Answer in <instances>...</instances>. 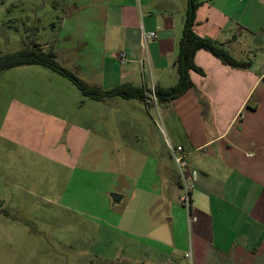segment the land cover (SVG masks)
<instances>
[{
    "label": "crops",
    "instance_id": "crops-1",
    "mask_svg": "<svg viewBox=\"0 0 264 264\" xmlns=\"http://www.w3.org/2000/svg\"><path fill=\"white\" fill-rule=\"evenodd\" d=\"M200 1L194 33L219 44L248 67L228 65L201 48L193 60L203 73L190 70L192 86L171 101L158 102L151 95L149 104L138 98L86 97L121 107L109 119L113 125L105 124L122 135L116 170L90 171L86 160L80 161L95 134L94 114L85 113L79 120L74 114L67 120L50 112L57 105L70 106L76 96L84 97L73 84L37 64L5 70L24 76L19 81L23 95L10 101L14 110L4 125L12 127L0 130V144L6 149L14 145L22 155L48 158L68 175L10 176L0 170V208L15 191L36 195L66 212L80 211L79 200L87 193L104 194L110 210L128 199L134 206H126L117 222L105 223L107 230L133 236L132 251L125 237L116 239L113 256L125 264H264V0ZM186 4L187 0H67L57 26L52 25L55 38L30 46L44 51V44L56 58L57 50L68 55L71 71L91 88L106 90L124 83L168 88L178 80L175 59ZM149 31L156 37L143 46L142 33ZM35 73L47 77L39 80ZM7 81L12 87L17 79ZM34 87L36 98L28 95ZM153 106L160 110L164 132L152 116ZM142 113L152 120L154 136L141 144L142 123L149 124ZM19 121L31 131H20ZM32 131L33 144L27 141ZM167 139L188 153L195 183L190 217L195 220L179 203V180ZM127 140L132 143L127 145ZM101 159L104 165L114 164L108 155ZM39 180L48 182L47 190L32 188L30 183ZM111 194L119 195V200ZM86 204L93 207L89 200ZM130 213L131 222L126 220ZM102 245L107 248L115 242L106 239Z\"/></svg>",
    "mask_w": 264,
    "mask_h": 264
},
{
    "label": "rangeland",
    "instance_id": "rangeland-1",
    "mask_svg": "<svg viewBox=\"0 0 264 264\" xmlns=\"http://www.w3.org/2000/svg\"><path fill=\"white\" fill-rule=\"evenodd\" d=\"M66 3L67 0H0V56L22 49L27 42L44 43L55 38L57 30L52 25L57 26L60 17L66 11ZM42 47L44 51L49 50L44 44ZM57 56L56 60L62 66L72 70L68 55L57 50ZM46 71H49L46 73H55L51 72L52 70ZM55 75L62 81L71 83L66 77L56 73ZM12 77L18 82L15 81V86L9 87L7 78ZM46 77L41 73L34 75V78L39 80ZM23 78L24 76L18 75L13 70L0 72V130L2 132L6 127L9 129L12 127L9 124L4 125V122L7 114L14 110V107L10 108L11 99L21 97L23 87L19 81ZM36 89L34 87L28 95L36 98L34 93ZM73 89L80 93L75 85ZM71 103L70 106L69 104H64L63 107L57 105L50 112L67 120H70L74 114L78 120L85 113L94 114L91 124L95 134H91L92 139L91 142L89 141L91 147L86 149L80 161L86 160L85 168L90 171H105L108 168L116 170L117 144L122 135L117 133L116 128L114 131L111 127L110 129L105 127V124L113 125L109 119L115 116L116 112H120L121 107L115 102L109 105L106 102H95L82 96H76L74 102L72 98ZM61 108L65 110L63 113L59 110ZM158 109L155 106L151 107L152 116L164 132ZM144 115L149 124L142 123L145 131L139 136L141 144L149 143L154 136V124L146 113H142V116ZM20 121L17 124L20 131L26 129L31 131L28 124L20 123ZM33 135L34 131L28 133L30 138L27 141L31 144L34 143ZM49 138L54 144L53 138ZM127 141L129 142L127 145L132 143L131 140ZM158 141L160 142L159 139ZM103 145L110 149L102 148ZM102 155H108L110 160L113 159L114 164L104 165ZM20 158H22L21 162ZM45 159L48 158L40 157L35 153L28 156L16 153L14 145H8L6 149L4 143L0 144V170L9 173L10 176L17 174L25 176L38 174L46 177L55 174L68 175L67 169ZM45 180L30 184L34 186L33 189L44 191L47 190L48 185ZM11 189H8L9 192ZM14 195L6 205L0 208V264H125L120 258L113 256L117 252L116 239L119 236L125 237L128 241L126 246L129 250L134 249L133 245H130L133 236L126 233L122 236L118 230H107L105 225L108 219L117 222L126 206H134V201L126 199L122 204H115L110 210L106 207L108 197L104 194L87 193V199L84 197L79 200L78 210L80 211L66 212L36 195L24 196L17 191ZM86 200L91 201L92 208L86 204ZM133 218L132 213L126 215V220L129 222ZM106 239L115 242V245L106 248L102 245V240ZM121 243L119 249L124 247ZM102 254L109 255V259L103 258Z\"/></svg>",
    "mask_w": 264,
    "mask_h": 264
},
{
    "label": "trees",
    "instance_id": "trees-1",
    "mask_svg": "<svg viewBox=\"0 0 264 264\" xmlns=\"http://www.w3.org/2000/svg\"><path fill=\"white\" fill-rule=\"evenodd\" d=\"M200 3V0H187L183 12L182 38L175 59L178 80L177 83L171 87H155L152 90L150 88L137 87L129 83H124L106 90L91 88L75 73L62 66L56 60L55 54L52 51L44 52L40 46L32 47L29 42L25 43L26 46L24 48L16 52L0 56V72L16 66L37 64L66 77L79 89L84 97L89 99L100 100L107 97L120 96L122 98H138L149 104L151 102L150 95L154 92L158 102L171 101L181 96L192 86L189 77L190 70L203 73L202 69L198 67L193 60L194 54L198 49L202 48L209 51L228 65L234 67H248V63L235 60L219 44L194 33L193 25L195 22V14Z\"/></svg>",
    "mask_w": 264,
    "mask_h": 264
},
{
    "label": "built area",
    "instance_id": "built-area-1",
    "mask_svg": "<svg viewBox=\"0 0 264 264\" xmlns=\"http://www.w3.org/2000/svg\"><path fill=\"white\" fill-rule=\"evenodd\" d=\"M156 33L154 31L143 32L141 44L144 46L147 39H154ZM124 56V53H121V57ZM153 90V88H151ZM153 100H155L154 92L151 93ZM167 147L169 149L171 158L175 164L176 172L179 180L180 195L178 197L179 203L186 209L188 216L190 217V208L192 204L191 193L194 188V181L192 178L193 173L189 169V164L187 161V151L180 144H172L167 140ZM192 220H195V217H190Z\"/></svg>",
    "mask_w": 264,
    "mask_h": 264
},
{
    "label": "water",
    "instance_id": "water-1",
    "mask_svg": "<svg viewBox=\"0 0 264 264\" xmlns=\"http://www.w3.org/2000/svg\"><path fill=\"white\" fill-rule=\"evenodd\" d=\"M111 197L114 201H118L119 200V195L117 194H111Z\"/></svg>",
    "mask_w": 264,
    "mask_h": 264
}]
</instances>
